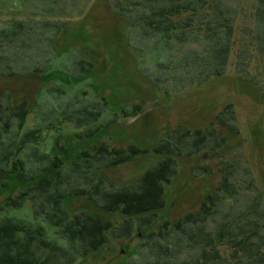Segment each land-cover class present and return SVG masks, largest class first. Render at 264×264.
<instances>
[{
	"label": "trees",
	"instance_id": "1",
	"mask_svg": "<svg viewBox=\"0 0 264 264\" xmlns=\"http://www.w3.org/2000/svg\"><path fill=\"white\" fill-rule=\"evenodd\" d=\"M112 7L130 26L128 44L140 50L141 58L142 55L144 59L152 56L157 69L179 72L181 77L177 80L182 89L190 83L197 85L219 78L231 66L236 79L252 83L264 96V0H112ZM65 24L29 16L26 21L10 19L6 22L0 30L4 41L10 40L13 45L24 48L27 43L36 45L38 40L46 39L47 42L45 50L39 53L43 57L41 63L34 62L31 68L21 72L12 71L8 65V75L35 73L47 76L52 71L64 70L68 75L83 79L93 73L89 59L71 52L65 58L73 59V62L77 59L75 70L64 69L56 61L55 39ZM1 41L0 47H3ZM13 52L14 56L23 58L22 54ZM252 65H255L254 72L250 71ZM141 71L139 68V73ZM145 75L167 93L172 91L161 87L159 81L162 80L158 75L148 77L147 72ZM82 94L86 92L83 90ZM102 101L106 106L107 102ZM91 108L83 106L78 115L72 118L64 114L63 118L72 119L77 125L86 123L88 117L97 120L100 111L92 104ZM33 109L27 100L19 102L14 109L10 106L9 110L8 104L0 109V171L14 174L29 185L17 196H9L0 206V264H70L108 242V231L113 236L129 237L133 218L139 221L137 233L141 234L144 242L132 251V257L137 259L124 264H264L261 192L255 187L257 191L252 197L240 193L237 180L229 170L222 176L217 189L206 196L198 212L188 213L173 224L165 221L155 231L150 228L152 221L142 219L144 215L154 216L155 211L165 206L163 184L168 185L177 173L176 158L191 157L203 149L220 147L212 132L213 126L209 129L210 134L178 126L163 135L154 148L163 160L127 187L116 188L96 168L93 173H88L91 172L90 166L94 162L115 166L133 160L146 150L131 145L126 151L109 148L105 144L84 150L78 156L79 159L84 158L82 164L74 161L70 168L76 170L83 184L89 188L75 187L66 192L57 189L56 192L52 191L53 183H69L70 174L63 172L64 161L61 158L50 155L48 151H40L45 143L43 138L47 135L49 138V134L43 136L44 127L40 126L24 133L18 132ZM133 110H139V106H134ZM223 112L216 116V122L236 131L233 124H226L225 120L229 118ZM131 114L125 111V116ZM229 116L234 119L233 114ZM111 123L90 128L83 136H92ZM15 126L17 130L13 131ZM2 134L9 140L2 141ZM209 143L213 145L209 147ZM29 147L43 163L34 173L26 170L24 156L25 149ZM206 169L199 167L202 174L209 172ZM72 195L90 196L89 199L103 210L119 212L127 220L123 225L113 226L111 222L87 212L69 216L62 207V200ZM26 200L34 205L32 222L7 215L10 209H21ZM42 215V224H39L35 220ZM45 225L56 234L55 237H47ZM182 254L185 256L181 258ZM140 258L147 260L138 262Z\"/></svg>",
	"mask_w": 264,
	"mask_h": 264
},
{
	"label": "rangeland",
	"instance_id": "2",
	"mask_svg": "<svg viewBox=\"0 0 264 264\" xmlns=\"http://www.w3.org/2000/svg\"><path fill=\"white\" fill-rule=\"evenodd\" d=\"M28 16L45 18L57 24L66 23L55 39L56 61L64 69L73 71L77 64V59L73 62V59L65 58L69 52L89 59L93 65V73L83 79L68 75L64 70L52 71L47 76L33 73L10 77L8 65H11L12 71L21 72L31 68L34 62L41 63L43 57L39 53L45 50L47 42L46 39L38 40L36 45L27 43L24 48L0 37L3 46L0 47V109L6 104L9 110L10 106L14 109L22 100H27L29 106L34 108L24 128L18 129V132L44 127L41 133L43 136L49 134V138L48 135L43 138L45 143L40 151H48L50 155L61 158L64 161L63 172L70 174L69 183H53L52 191L89 188L83 184L76 170L70 168L71 162L82 164L84 158L79 159L78 156L84 150L101 144L126 151L131 145L146 150L133 160L115 166L95 162L90 166L91 172L88 173H93L96 168L116 188L127 187L139 181L147 170L163 160V156L154 152L163 135L178 126L210 134L209 129L213 126L212 132L220 147L203 149L191 157L176 158L177 173L168 185L163 184L165 206L155 211L154 216L144 215L142 219L152 221L150 228L155 231L165 221L173 224L188 213L198 212L206 196L217 189L228 170L237 180L240 193L252 197L258 187L264 207V96L258 87L236 79L233 68L228 66L225 75L202 84L190 83L182 89L177 80L181 77V74L178 76L179 72L169 71L168 68L164 71L157 69L152 56H145L144 59L142 55L141 58L140 50L128 44L130 26L115 13L112 0H0V30L10 19L26 21ZM135 35L133 41L136 40ZM13 51L22 54L23 58L14 56ZM139 68L143 70L141 73ZM255 70V65H252L250 71ZM146 72L148 77L158 75L162 80L159 81L161 87L173 92L167 93L155 84V80L146 78ZM83 90L86 94H82ZM102 100L107 102L106 106ZM91 104L100 111L97 120L88 117L86 123L82 121L77 125L72 119L63 118L64 114L68 117L78 115L83 106H88L90 110ZM134 106H139V110L134 111ZM125 111L132 112L131 116H125ZM221 111L229 118L225 120L226 124H233L236 131L216 122V116ZM230 114L234 115V119ZM109 122L112 123L94 135L83 136L90 128ZM1 139L4 142L9 140L4 134ZM212 145L209 143V147ZM25 155L27 172L34 173L42 167V161H39L37 154L33 155L30 147L25 149ZM199 167L207 168L209 172L202 174ZM28 186L27 182L20 181L14 174L0 171V206L9 196H17ZM89 197L67 196L62 200V207L69 216L87 212L111 222L113 226L123 225L127 220L119 212L103 210ZM33 210V202L26 200L21 209H10L7 215L32 222L35 215ZM42 219L43 215L35 221L42 224ZM131 221L133 225L129 237L113 236L108 231V242L70 264H124L137 259L132 257V251L144 240L137 233L139 221L134 218ZM45 227L47 237H55L56 234ZM142 260L147 258L137 261Z\"/></svg>",
	"mask_w": 264,
	"mask_h": 264
}]
</instances>
